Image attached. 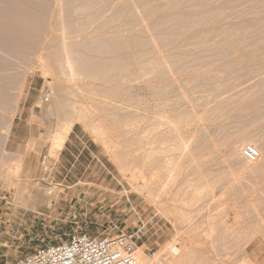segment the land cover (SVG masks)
I'll list each match as a JSON object with an SVG mask.
<instances>
[{
    "label": "rangeland",
    "instance_id": "rangeland-1",
    "mask_svg": "<svg viewBox=\"0 0 264 264\" xmlns=\"http://www.w3.org/2000/svg\"><path fill=\"white\" fill-rule=\"evenodd\" d=\"M147 1L0 0V21L15 30V59L2 62L0 48V78L6 72L13 83L3 82L10 88L2 129L28 92L46 114L39 139L23 152L2 142L0 264L75 232L131 233L141 223L148 225L139 247L154 253L150 264L172 245L181 253L168 263L264 264V0ZM71 13L80 32L63 23ZM61 27L74 32L67 41L90 123L112 142L105 147L90 123L75 122L78 140L63 158L75 162L69 173L56 137L73 116L66 103L83 99L58 73ZM245 145L259 151L257 163L241 157ZM167 161L175 178L167 194L151 198L159 206L118 171L145 164L158 186Z\"/></svg>",
    "mask_w": 264,
    "mask_h": 264
},
{
    "label": "bare ground",
    "instance_id": "bare-ground-1",
    "mask_svg": "<svg viewBox=\"0 0 264 264\" xmlns=\"http://www.w3.org/2000/svg\"><path fill=\"white\" fill-rule=\"evenodd\" d=\"M147 1V0H146ZM154 1H155V4H156V0H153V1H151V2H153V4H154ZM148 3H150L151 4V2H149V0L147 1ZM158 2V1H157ZM152 4V5H153ZM152 5H151V7H152ZM149 6V5H148ZM150 7V6H149ZM70 9H72V8H70ZM69 9V10H70ZM75 10V13L77 12V11H79V12H82V9L80 8V9H74ZM60 11V10H59ZM78 12V13H79ZM57 13H61V12H57ZM65 13V12H64ZM59 15V14H58ZM75 15V14H74ZM66 16V21H65V19H64V17H62V15L60 16V17H62L63 18V23L64 24H68V25H71V24H76V27L78 26V28H76V30H83V25L81 24L80 26L79 25H77V23H76V20L74 19V16H73V13H71L70 15L68 14V15H65ZM62 18H60L61 19V21H62ZM59 19V18H58ZM77 19V18H76ZM90 21H91V19H89ZM154 21H155V18H154ZM151 23V26H152V28H153V26L155 27L156 26V24L155 23H152L153 22V20L152 21H150ZM9 23V22H8ZM106 23V22H105ZM155 24V25H154ZM72 26H74V25H71V27ZM81 27H82V29H81ZM62 28V27H61ZM73 28V27H72ZM156 28V27H155ZM80 30H79V32H80ZM142 31L141 32H143V29H141ZM145 30V29H144ZM153 31H154V28L152 29ZM146 31V30H145ZM147 32V31H146ZM146 32L144 33L145 35H146ZM60 33V32H59ZM74 32H72V34H70V32L67 30V28H62L61 29V33H60V35H59V42H60V48L57 50V56L59 57V71H58V73L60 74V76L64 79V81H65V83H67L69 86H72V90H74V92H73V94L71 95V96H73V95H75L76 97H78V98H81V99H83V102L82 103H80V105L78 104V103H76V105L78 104L79 106H77L78 107V110H76L77 109V107H76V109L74 108L76 105H75V103H74V101L72 102V99L71 100H69V101H71V102H68V103H66V105L68 106V109H69V107H70V110L69 111H71V114L73 115L72 116V119L69 121V122H66V123H64V125L63 126H61L60 127V129H59V132H58V136L56 137V144H55V146L56 147H58L59 148V150L61 149V147H62V145L64 144V142H65V139H66V137L68 136V134H69V132H70V130H71V128H72V126H73V124L75 123V122H80V121H82V124L83 123H86L85 125L87 126V124L88 123H90L91 121L89 120L90 118L92 119V117H90V104L88 103V100H87V98L85 97V95L83 94V92H82V89H81V85H79L78 83H77V81L79 80V77H80V74L77 72V70H76V67H75V61H74V57H73V53H72V49H71V46H70V44L68 43V37H67V35L68 34H70V35H74L73 34ZM142 33V34H143ZM156 33V32H155ZM15 34V30H13V26H11V24L9 23V24H7L6 22H1L0 21V40L1 39H5V40H1V42L3 41L4 43H5V41H6V43L5 44H2L3 46H5L6 48L4 49V48H2L1 46H0V48H1V50L3 49L4 50V52H5V55L6 56H3V59H5V60H3L2 62H8L9 63V61L11 60V59H15V57H14V53H13V51L11 50V48H12V46L11 45H13V42H14V35ZM143 34V35H144ZM154 35H158L157 33L156 34H154ZM90 37V36H89ZM144 37V36H143ZM146 39V41H143V42H148L149 41V38L148 37H146L145 38ZM147 39H148V41H147ZM82 42V41H81ZM86 43H88V42H86ZM6 44H7V46H6ZM79 44H80V42H79ZM84 45V44H83ZM79 46H81V44L79 45ZM85 46V45H84ZM15 47V46H14ZM12 49H14V48H12ZM1 52V51H0ZM3 52V51H2ZM1 52V53H2ZM4 52H3V54L2 55H4ZM74 52V51H73ZM1 55V56H2ZM0 56V59H2V57ZM5 57V58H4ZM6 57H7V59H6ZM6 60H8V61H6ZM44 61V60H43ZM42 60H41V62H43ZM38 62H39V60H38ZM40 62V63H41ZM14 63V62H13ZM13 63L11 64V62H10V66L13 68ZM38 64V63H37ZM6 65H9V64H7L6 63ZM10 66H8V67H10ZM0 67H1V65H0ZM11 67H10V71H11ZM37 67V66H36ZM39 68H40V70H41V72H42V74H43V76L45 75V77H47V76H51L52 75V68H51V66H49V65H47V64H42V65H40V66H38ZM2 68H3V66H2ZM6 68V67H5ZM4 68V69H5ZM6 71H7V68L5 69ZM34 70V69H33ZM144 70V69H143ZM142 70V71H143ZM0 71H2V69H0ZM3 72V71H2ZM13 72V71H12ZM11 72V74H13ZM145 72H146V70H145ZM5 73V74H4ZM3 74L4 75H2V78H0L1 80H2V85H0V112L2 111V114H3V111H6L5 110V107L7 106V104L9 103V96H8V94H9V92H7L8 90H7V87H9V86H6V84L5 83H12V81L11 82H8V81H6L8 78H10V77H4L3 78V76H8V75H6V72H4ZM144 74H146V73H144ZM1 75V74H0ZM147 75V74H146ZM148 75H149V73H148ZM9 76H12V75H10L9 74ZM54 77V76H53ZM12 78V77H11ZM3 79H4V81H3ZM14 79H15V77H14ZM1 80H0V82H1ZM11 80H13V79H11ZM6 81V82H5ZM24 81V80H23ZM3 82H5L4 83V85H3ZM15 82V81H14ZM21 83V82H20ZM23 83H25V82H23ZM1 84V83H0ZM13 84V83H12ZM12 84H10V85H12ZM8 85V84H7ZM15 85V84H14ZM20 85H22V83L20 84ZM24 85V84H23ZM16 86V85H15ZM15 86H13V87H15ZM10 88V87H9ZM8 88V89H9ZM11 88H12V86H11ZM13 89V88H12ZM9 90H11V89H9ZM8 93V94H7ZM12 95V94H11ZM74 96V97H75ZM73 97V98H74ZM13 98V97H12ZM75 99V98H74ZM12 102V101H11ZM77 102V101H76ZM73 103H74V105H73ZM74 106V107H73ZM67 108V107H66ZM1 114V113H0ZM1 114V115H2ZM7 114V113H6ZM3 116V115H2ZM93 116V115H92ZM0 119H1V116H0ZM5 119V118H4ZM92 120H94V119H92ZM4 122V121H3ZM3 122L0 120V159H1V155H2V142L3 141H5L4 143H6V141H7V139H8V135H9V129H10V127H8V128H4V129H2L3 128ZM12 122V121H11ZM10 123V122H9ZM81 123V122H80ZM94 123H96L95 121L91 124L92 126H91V128H88V129H91V131H92V133L94 134V138H96L97 140H99L100 142H102L103 144H104V146L105 147H108L109 145H111L112 144V142L110 141V140H108L107 138H106V133H104L103 131H102V129L98 126V123L97 124H95V125H93ZM85 125H84V127H85ZM7 126H9V125H7ZM6 126V127H7ZM88 126H89V124H88ZM5 127V126H4ZM106 139H107V141H106ZM181 145V144H180ZM184 146V145H183ZM183 146H181V147H179L180 149L183 147ZM55 148H52V150H54ZM162 152L161 153H163L164 154V150H161ZM165 152H166V150H165ZM155 154V153H154ZM160 154V153H159ZM113 159L115 158L114 156L112 157ZM149 157L148 156H145L144 157V159L145 160H147ZM112 160V159H111ZM115 161V160H114ZM119 165V164H118ZM127 166V165H126ZM173 164L170 162V161H167L166 162V164H164L163 165V172L165 173L164 174V177H163V181L161 180V182L159 183V185L158 186H155V184L153 183V181L156 179V177H157V174L156 173H153V174H151V175H147L146 174V170L147 169H145V164H143L142 165V167H138V166H136V167H134V168H132V169H130V168H128V167H125V166H121V167H119L118 166V171H119V173L129 182V185L131 186V189L134 191V192H136V193H138V194H140V195H142V193H145L144 195V198H145V200L146 201H151L154 197H155V199H159V197H160V195H162V194H164V193H166L167 194V188H168V186L169 185H171V183H172V181L174 180V178H175V175H174V170H173ZM18 171V168H16L15 169V173ZM127 175L129 176V180L127 179ZM16 185V184H15ZM21 185V184H20ZM16 187H18L17 185H16ZM22 188H24L23 186H22ZM26 188H28V187H26ZM18 190V189H17ZM16 190V191H17ZM21 190V189H20ZM19 190V191H20ZM18 191V192H19ZM21 192H23V191H21ZM20 195H22V194H20ZM143 197V196H142ZM152 198V199H151ZM155 199H153L154 200V202H155ZM153 200H152V203H154L153 202ZM157 201H159V200H157ZM160 202V201H159ZM184 205L186 204V205H188V204H190V200H185L184 202H182ZM40 204V203H39ZM155 204H157L156 206H159L158 205V203H154V205ZM44 205V204H43ZM161 207V206H160ZM159 207V208H160ZM155 208V207H154ZM161 209V208H160ZM163 209V208H162ZM174 210V209H173ZM173 210H171V211H169V210H166V212L168 211V212H171L172 213V211ZM158 211V210H157ZM163 211V210H162ZM165 211V210H164ZM165 212V213H166ZM167 212V214H169L170 215V213H168ZM174 212V211H173ZM164 214V213H163ZM174 214V213H173ZM162 215V214H161ZM166 215V214H165ZM169 215H166V216H168V217H170ZM172 249L173 248V246H169L168 247V250L169 249ZM138 249V250H137ZM137 251H138V253H137ZM135 253H136V257H137V261H138V264H150V261H152V260H149V262H148V257L143 253V247H136V249H135ZM181 253V252H180ZM158 257V256H157ZM168 262H166V264H167ZM168 264H174V262H171L170 261V263H168Z\"/></svg>",
    "mask_w": 264,
    "mask_h": 264
},
{
    "label": "built area",
    "instance_id": "built-area-1",
    "mask_svg": "<svg viewBox=\"0 0 264 264\" xmlns=\"http://www.w3.org/2000/svg\"><path fill=\"white\" fill-rule=\"evenodd\" d=\"M46 96H40L42 101ZM241 157L255 164L260 159L259 151L252 145H245ZM148 223H141L131 233L106 236H91L87 233H73L63 241L44 243L15 259L12 264H138L135 249L146 235ZM166 255L156 259L154 264H166L167 260L180 253L177 245H172ZM148 257H153L148 250Z\"/></svg>",
    "mask_w": 264,
    "mask_h": 264
},
{
    "label": "crops",
    "instance_id": "crops-1",
    "mask_svg": "<svg viewBox=\"0 0 264 264\" xmlns=\"http://www.w3.org/2000/svg\"><path fill=\"white\" fill-rule=\"evenodd\" d=\"M30 92H28L25 100L21 103L19 112L12 120L9 135L7 141L10 145V152H23L26 145L31 140H38L42 131V125L45 123V110L36 105V103L30 99ZM75 127L72 128L68 134L62 148L58 153V161L63 163L61 166L62 171L69 173L75 166V162L71 163L63 159L68 157L70 150L72 149V142L78 140V134L74 132ZM24 154V153H22ZM75 183L74 185H77Z\"/></svg>",
    "mask_w": 264,
    "mask_h": 264
}]
</instances>
